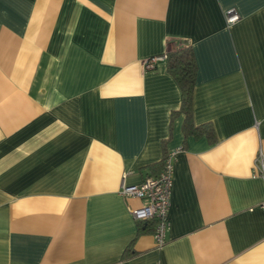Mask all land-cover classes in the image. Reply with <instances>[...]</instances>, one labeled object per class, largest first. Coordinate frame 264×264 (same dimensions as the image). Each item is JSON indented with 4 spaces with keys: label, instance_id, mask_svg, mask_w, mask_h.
I'll return each mask as SVG.
<instances>
[{
    "label": "crops",
    "instance_id": "crops-1",
    "mask_svg": "<svg viewBox=\"0 0 264 264\" xmlns=\"http://www.w3.org/2000/svg\"><path fill=\"white\" fill-rule=\"evenodd\" d=\"M177 40L213 140L166 59L144 68ZM176 148L158 248L118 190ZM258 154L264 0H0V264H264Z\"/></svg>",
    "mask_w": 264,
    "mask_h": 264
},
{
    "label": "built area",
    "instance_id": "built-area-1",
    "mask_svg": "<svg viewBox=\"0 0 264 264\" xmlns=\"http://www.w3.org/2000/svg\"><path fill=\"white\" fill-rule=\"evenodd\" d=\"M224 16L227 24L235 23L240 17L233 8L227 10ZM163 59H165L164 55L150 57L145 60L144 68L153 69L156 63ZM178 150L179 148H176L164 153L162 167L157 175L147 176L138 184H127L122 180L118 190L124 198L140 200L138 206L130 207V215L136 221H154L152 234L158 248L166 243L168 210ZM252 176L264 179V155L256 156L252 167Z\"/></svg>",
    "mask_w": 264,
    "mask_h": 264
},
{
    "label": "trees",
    "instance_id": "trees-1",
    "mask_svg": "<svg viewBox=\"0 0 264 264\" xmlns=\"http://www.w3.org/2000/svg\"><path fill=\"white\" fill-rule=\"evenodd\" d=\"M169 44L174 45L164 54L167 62V70L175 78L181 91V107L175 113H184L185 121L183 129L186 135L193 134L200 136L204 134L210 140H213L214 132L210 125L203 124L195 127L191 122L192 95L196 77V62L192 47L189 43L178 40L169 42ZM159 167L161 169L162 160L159 163ZM146 225L152 226L151 230H153L154 221H139V227L141 229H147Z\"/></svg>",
    "mask_w": 264,
    "mask_h": 264
}]
</instances>
